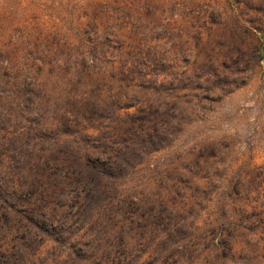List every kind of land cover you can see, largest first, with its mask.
I'll return each mask as SVG.
<instances>
[{
	"label": "rangeland",
	"instance_id": "1",
	"mask_svg": "<svg viewBox=\"0 0 264 264\" xmlns=\"http://www.w3.org/2000/svg\"><path fill=\"white\" fill-rule=\"evenodd\" d=\"M0 186V264H264V0H0Z\"/></svg>",
	"mask_w": 264,
	"mask_h": 264
},
{
	"label": "trees",
	"instance_id": "2",
	"mask_svg": "<svg viewBox=\"0 0 264 264\" xmlns=\"http://www.w3.org/2000/svg\"><path fill=\"white\" fill-rule=\"evenodd\" d=\"M86 169L88 172H93V173H100L99 170L97 169V163H95L92 159H86ZM38 169L41 168V166H37ZM38 181V179H36L35 177L33 178V180L31 181V184L36 183ZM11 198L13 199H19L20 197L16 195V191L13 190V192H11ZM9 199L8 195H6V189L4 190V188H2L0 186V201L3 202H8L7 200ZM42 214L40 213V211H36L35 213H33V215H31V222L34 225H39L40 223L38 222L39 218H42L41 216ZM41 230H43L41 228Z\"/></svg>",
	"mask_w": 264,
	"mask_h": 264
}]
</instances>
